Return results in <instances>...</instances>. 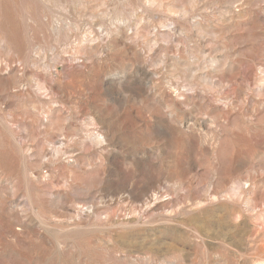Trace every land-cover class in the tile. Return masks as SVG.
Here are the masks:
<instances>
[{
	"label": "rangeland",
	"instance_id": "obj_1",
	"mask_svg": "<svg viewBox=\"0 0 264 264\" xmlns=\"http://www.w3.org/2000/svg\"><path fill=\"white\" fill-rule=\"evenodd\" d=\"M0 264H264V0H0Z\"/></svg>",
	"mask_w": 264,
	"mask_h": 264
}]
</instances>
